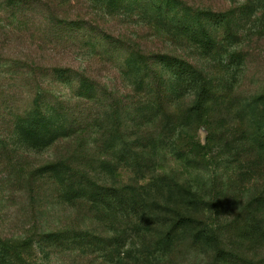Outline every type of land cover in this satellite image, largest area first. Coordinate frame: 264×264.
Masks as SVG:
<instances>
[{
    "label": "rangeland",
    "instance_id": "374dc122",
    "mask_svg": "<svg viewBox=\"0 0 264 264\" xmlns=\"http://www.w3.org/2000/svg\"><path fill=\"white\" fill-rule=\"evenodd\" d=\"M18 1L19 4L15 3V0H0V33L3 31L12 33L17 25L27 24L31 20L38 21L44 29L47 26L43 19H50L49 22L53 25L54 22L51 20L54 19L53 17L45 14L46 16L42 18L38 14L47 0ZM182 1L193 7L211 6L214 11L234 10L235 19L240 15L242 17L238 8L242 6L244 0ZM75 3L81 6L73 9V14L68 13V7H65L61 13L58 11L54 13V16H59L55 21L57 18L66 21L82 19L81 21L87 24L80 32L71 34L70 28L73 26H69L70 28L64 32L66 38L71 36L74 38V41L68 38V47L72 49L67 55L69 61L75 64L61 62L62 66L65 64L71 66V69L64 66L71 71L47 75L42 87L47 98H55L61 102L69 125L71 124L77 132L69 138L35 150L27 147L29 142L25 132L14 137L10 133L14 141L20 142L9 144L6 148L0 146V264H138L139 262L212 264L211 252L202 250L188 240H182L183 238L172 247V253L165 256L158 254L150 260V253L153 252L157 237L143 236V228L135 233L134 222L126 221L121 215L109 213L103 208L97 210L88 201L72 200V194L65 195L68 183L66 176L63 178L53 176L49 170H40L47 165L66 161L77 174L78 183L87 187H90V181L85 180L86 175L90 180L108 187L128 185L134 179L135 174L123 166L118 169L119 176L114 178L106 173V168L101 167L104 161L110 163L116 161L115 158L105 155L104 148L107 145L111 147L113 138L117 135L115 128L111 126L115 122L114 113L123 111V106L130 111V108L142 104L143 96L134 93L132 81L125 75L127 69L124 61L134 52L145 55L169 53L180 56L186 63L203 69L211 90L218 89V85L222 88L221 85L223 86L230 78L234 89L225 100L226 106L227 102H230L228 107L232 104L229 112L224 113L225 118L227 115L229 117L226 133L234 131L235 137H239L246 116L256 121L252 126L254 135L258 133V129L264 133V101H253L256 97L264 95V29L256 28V24L253 25L251 21L245 23L247 36L244 38L241 35L237 45L230 48V54L237 51L243 54L244 63L237 56L234 58V56L229 57L230 54H225L223 59L226 60V66L229 61H233V65L231 69L226 67L220 71L205 52L200 54V49L191 47L184 42L185 40L182 44L174 45L144 22H137L136 19L126 20L123 16L109 15L105 12L99 13L98 10L88 8V5L80 1ZM65 10L66 14H63ZM14 13H16L15 20L11 23L8 19L10 14ZM206 23L211 31V39L218 41L221 37H225L228 42V31L239 22L235 20L225 28L224 22L218 23L217 20H208ZM240 24L244 23L241 21ZM60 29L62 27H57L55 24L53 31ZM196 29L199 30L197 27ZM102 32L108 37H103ZM27 33L15 30L13 34L7 35L11 36L9 49L3 50L0 47V136L3 134L7 137L11 132L8 122L15 113L24 117L25 112L30 111V102L37 93L32 84L33 80L27 78V65L42 53L38 52L37 55V47L23 39ZM48 47L50 46L44 48ZM6 60L9 62H4ZM47 63L48 60L42 65L48 67ZM150 65L149 62L146 64V72H149ZM179 67L180 70L187 69L184 64H180ZM76 72L91 76L97 90L90 91L81 87L77 82L79 78ZM191 78L192 74L189 77L183 75L181 84L177 79H169L168 82V91L178 84L181 85L183 96L178 103L180 117L185 116L186 107L191 104L199 90V85L192 82ZM154 91L151 89L152 94ZM80 95L86 98L81 99L78 97ZM127 115L124 121L128 126L124 128L125 144H121L120 147L125 151L131 150V143L135 139L133 123L130 122L131 117ZM191 134H194L200 145H204L208 137V140L210 139L204 128H199ZM238 145L233 152L226 150L225 154L226 148H215L206 159L208 164L224 176L222 184L227 190L223 196L226 201L232 202L237 200L244 202L243 189L256 181L255 174L258 167L255 162L256 157L247 154L242 144ZM252 162H255L252 175L247 176L248 173L244 174L246 166ZM259 163H262L259 164L262 171L264 161ZM219 191L223 192V190ZM247 199L248 197L245 198ZM148 210L149 213L156 211L155 222L160 223L164 211L157 210L151 205ZM228 212L230 215L224 216L220 221L221 228L231 226L238 215L231 208ZM261 223L258 222L260 225ZM254 226L258 230L254 232L250 244L239 243L229 238L231 243L240 245L242 253L238 258H231L236 261L233 264H264V234H261V229L257 225ZM226 228L224 232L227 233V237L231 234V230ZM156 229L158 232L162 230L160 225H157ZM16 247L21 249L17 250L19 254L10 251ZM229 259L230 256L222 264H232Z\"/></svg>",
    "mask_w": 264,
    "mask_h": 264
},
{
    "label": "trees",
    "instance_id": "16d2710c",
    "mask_svg": "<svg viewBox=\"0 0 264 264\" xmlns=\"http://www.w3.org/2000/svg\"><path fill=\"white\" fill-rule=\"evenodd\" d=\"M79 1L88 5V8L98 10L99 13L105 12L109 15L123 16L126 20L136 19L137 22H144L174 45L182 44L185 40L184 42L190 44L191 47L200 49V54L205 52L216 63L220 71L226 67L227 69L232 68L233 61H229L226 66V60L223 57L225 54H230V48L237 45L241 35L244 38L247 36L245 23L251 21L253 25L256 24V28L264 29V0H244L242 6L238 8L242 17L240 15L236 19L234 10L214 11L211 6L193 7L182 0H47L38 14L42 18L46 16L45 14L53 17L54 19H51L54 22L53 25L47 18L43 19L47 26L46 29L34 20L24 25L19 24L16 29H13V32L15 30L28 32L23 39L37 47V55L38 52L42 54L34 57L27 65V78L33 80V87L37 91L30 102L29 109H31L25 112L24 117L17 113L11 117L8 122L11 132L7 137L3 134L0 136V146L6 148L9 144L20 142L19 140L14 141L13 137L25 132L29 142L27 147L35 150L69 138L77 132L71 124L69 125L61 102L55 98H47L42 85L47 75L71 71V66L65 64L64 66L70 69L64 68L61 62L75 64L69 61L67 55V52H71L72 49L68 47V38L73 41L74 38L72 36L73 39L66 38L64 32L71 26H73L70 28L71 34L80 32L87 24L81 21L82 19L66 21L57 18L55 21L59 16H54V13L56 11L61 13L65 7H68V13L73 14V9L81 6L75 3ZM15 3L19 4L20 1L15 0ZM63 14H66V10ZM15 16L16 13L10 14L8 21L14 23ZM208 20L224 22V28L235 20L239 23L228 31V42L225 37L216 41L211 39V31L206 23ZM241 21L243 25L240 24ZM11 23L8 24L11 25ZM55 24L62 29L53 31ZM50 26L53 27L50 28ZM13 32L0 33V47L3 50L9 49L11 36L7 35ZM102 34L103 37H108L103 32ZM45 46L50 47L44 48ZM97 54L96 52L95 55ZM233 56L234 58L237 56L244 63V56L241 52L237 51L229 55V57ZM14 58L17 57L14 56ZM47 60L48 67L42 65ZM148 62L151 65L149 72H146ZM124 64L127 69L125 75L132 81L134 93L143 96L142 104L130 108V111L125 106H123V111L117 113L115 110V122L111 126L115 128L117 135L114 136V140L112 139V146L107 145L104 148L105 155L115 158L116 161L115 163L104 161L101 167L106 168V173L114 178L119 176L118 169L123 166L135 174L134 179L128 185L108 187L90 180L86 175L85 180L90 181V187H87L78 183L77 174L66 161L47 165L40 171L49 170L53 176H62V178L66 176L68 183L65 195L72 194V200L88 201L97 210L103 208L109 213L121 215L126 218V221L134 222L135 233L143 228V236L157 237L153 252L150 253V260L158 254L165 256V254L172 253V247L179 242L180 238H183L182 240H188L194 246L211 252L212 264H222L229 256V261L232 264L236 263L231 258H238L242 255L240 245L231 243L229 238L239 243H252L253 234L258 230L254 225L261 229V234H264V169L261 171L259 166L262 164L259 162L264 161V133L258 129V133L253 134L252 126L256 121L249 116L244 118V127L239 137H235L234 131L226 133L225 128L229 126V117L227 115L225 118L224 113L229 112L232 104L228 107L230 102H227L226 106L225 100L229 98V93L234 89L230 78L223 86L221 85L222 88L218 85V89L211 90L203 69H198L183 61L180 56L169 53L145 55L141 52H134L125 59ZM180 64L186 65L187 69L180 70ZM76 74L79 78L77 82L81 84V87L90 91L97 90L96 83L91 76L88 77L79 72ZM191 74V81L199 85V90L194 95L191 104L186 107L185 116L180 117L178 103L183 96L180 84L183 82V75L189 77ZM61 76L65 75L61 74ZM169 79H177L180 82L171 91H168ZM151 89L155 90L153 94ZM41 91L43 93H40ZM78 97L86 98L83 95ZM253 101H264V95L256 97ZM125 115L131 117L130 122L133 123L132 128L135 130V139L129 151H125L123 147L120 148L121 144H125L124 128L128 127L124 122ZM199 128H204L210 135V139L208 140V137L204 145H200L194 134H191ZM10 133L13 137H10ZM231 137L233 139H230ZM239 143L244 146L247 154L256 157L255 162L258 165L255 174L256 181L243 189L244 202L241 200L226 201L223 194H226L227 188L222 184L224 176L208 164L206 159L215 148H226L225 154L226 150L233 152ZM255 162L246 166L244 174L252 175ZM219 190L223 192L220 193ZM246 197H248L247 200H245ZM150 205L157 210L164 211L160 223L155 222L157 220L155 219L156 211L149 213ZM230 208L234 209L238 215L231 226L224 227L226 230H231V234L226 237L227 233L224 232V228L220 227V221L224 216L230 215L228 212ZM258 222H262L263 227ZM157 225L161 226V232L157 231ZM17 250L21 249L17 247L10 249L11 252L19 254Z\"/></svg>",
    "mask_w": 264,
    "mask_h": 264
}]
</instances>
